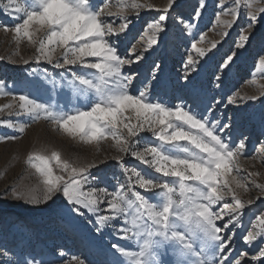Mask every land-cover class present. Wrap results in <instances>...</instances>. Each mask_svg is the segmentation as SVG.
<instances>
[{"label": "rangeland", "instance_id": "rangeland-1", "mask_svg": "<svg viewBox=\"0 0 264 264\" xmlns=\"http://www.w3.org/2000/svg\"><path fill=\"white\" fill-rule=\"evenodd\" d=\"M131 2L91 0V7L113 27L118 28L125 22L117 15L121 7L131 21L126 34H121L116 41L122 58L134 61L122 69L123 75H132L135 79L136 88L129 94L138 95L147 86L151 102H163L171 108L182 104L185 109L202 113L210 120H220L229 124L227 131L230 135L226 139L231 140L233 147L242 140L245 142V150L236 157L231 173L246 186L247 190L231 185L244 208L240 210V222L235 231L230 227L227 234L234 237L232 260L246 253V264H264V256L260 255L264 236L251 244L244 241L249 231H261L256 217L264 215V191L257 187L264 185V69L258 67L260 58L264 57V13L258 9L264 7V3L261 0H239L240 18L231 29H226L217 17L233 7L235 0H223L222 4L221 0H206L199 17L195 13L200 0H174L173 7L166 14L164 31L158 37L157 45L144 51L146 23L164 14L162 9L168 0H137L144 6L140 9H132ZM249 3L252 7L248 6ZM7 4L8 0H0V264H79L80 260L84 264H135L133 256H124L112 249L113 244H120L126 251H138L134 240L117 239L114 229L119 220L115 224L110 221L103 227L97 225L95 217L87 210L82 209L83 214L72 211L75 206L63 197L62 191L47 202H29L31 198L42 201L45 192V177L36 167L42 161L37 157H44L53 174L63 176L65 180L70 179L71 167L96 165L90 172L98 180L91 183V188H95L98 194L101 188L115 192L123 183L125 191L131 187L133 191H141L150 202L161 204L162 200L156 201L159 190L144 192L139 189L131 171L135 169L144 178L161 183H172L174 178L156 173L153 167L132 157L130 152L120 153L111 136L86 142L65 132L55 121L46 118L45 113L41 112L37 118L19 107V96L27 95L56 113L69 115L78 110H90L95 98L85 103L84 98L73 93L69 81L72 80V72L82 74L94 70L83 66H68L70 71L56 69L55 62L63 63V49L55 46H50L53 64L37 61L39 42L46 40L44 29L34 24L30 29L31 40L17 36L13 29L17 23H22L25 16L13 9L17 6L24 8L25 0H14L10 8L6 7ZM250 11L258 17L252 35L245 48L238 49L239 56L231 69L224 72L220 65L226 55L231 54L230 49L236 48L241 29H246L251 19L247 15ZM8 12L12 14H6ZM220 19L230 20L231 16L221 15ZM225 31L228 35L222 36ZM213 42H219L216 49L211 47ZM194 43L209 50L207 59L195 53L192 49ZM133 48L136 54L144 52L142 61L135 60ZM189 55L197 64L186 75ZM229 97L236 102L229 103ZM124 116L126 122H137L135 113L130 110ZM122 132L127 135L126 129ZM179 143L190 146L187 142ZM161 144L152 132L145 130L139 134L137 146L131 150L144 151ZM53 153L59 156V163ZM169 154L183 155L178 149ZM118 155L123 157V164L116 161ZM145 159L151 160V154H147ZM98 161L105 163L98 164ZM64 162L70 165L68 169L63 167ZM188 183L195 185L196 182ZM173 186L176 188L173 199L178 203L179 181L176 180ZM83 188L85 192L90 190L89 185ZM224 203L235 207L232 196H228L213 206L214 211L220 212ZM100 214L113 215L106 211V204L100 205ZM221 215L227 223L230 214L222 212ZM217 225L222 227L220 221ZM196 246L202 254L189 259V264H192V259L220 264V249L215 242L201 237ZM158 258L163 264H174V249L161 246Z\"/></svg>", "mask_w": 264, "mask_h": 264}, {"label": "snow or ice", "instance_id": "snow-or-ice-1", "mask_svg": "<svg viewBox=\"0 0 264 264\" xmlns=\"http://www.w3.org/2000/svg\"><path fill=\"white\" fill-rule=\"evenodd\" d=\"M13 3L14 0H8L6 7L10 8ZM261 3H264V0H261ZM173 4L174 0H168V4L162 9L164 14L157 20L146 23L144 35L147 43L144 51L157 45V39L164 31L166 14ZM205 4L206 0H200L195 13L197 17L200 16V10ZM25 5L24 8L17 6L13 9L14 12L24 13L25 16L22 23L15 25L13 31L17 36L31 40V27L34 24L39 25L44 29L46 40L41 39L39 42L37 52L40 55L35 57L37 61L44 60L53 64L50 46H55L63 49V63L55 62L56 69L70 71L68 66H83L94 70L82 74L72 72L69 84L73 93L84 98L85 103L93 98L95 102L92 103L90 110H78L75 114L65 115L63 112L50 111L45 104L37 103L27 95H20L19 107L37 118L41 112L45 113L46 118L55 121L65 132L79 136L86 142L111 136L116 141L120 153L130 152L132 157L153 167L156 173L174 178L172 183L168 181L161 183L144 178L141 172L132 169L131 177H135L139 189L144 192L159 190L156 201L162 200L161 204L150 202L141 191H133L131 187L125 191L126 185L123 183L115 192L101 188L98 194L95 188H91V183L98 180L92 177L90 172L96 165L71 167L70 179L65 180L63 176L53 174L44 157H37L42 161L36 167L45 177V192L42 201L31 198L29 202L32 204L47 202L62 191L63 197L75 206L72 211L83 214L82 209L87 210L95 217L97 225L103 227L110 221L115 224L119 220V225L114 229L117 239L134 240L138 251H126L120 244H113L112 249L118 254L133 256L135 264H163L158 258L161 246L174 249V264H189V259L202 254L196 246L201 237L215 242L219 247L220 264H246V253L232 260L234 249L231 244L234 237L227 234L230 227L233 232L235 231L240 222V210L244 208L231 185L247 190L246 186L231 173L236 157L245 150V142L242 140L233 147L231 140L226 139L230 135L227 131L229 124L220 120H210L202 113L193 112L190 108L185 109L182 104L171 108L163 102H151L147 86H144L138 95L129 94L136 88L135 79L132 75H123L122 69L125 65H132L134 61L122 58L116 43L121 34H126L131 22L124 15L123 7L119 9L117 15L125 22L116 28L111 23H106L101 18V13L91 7V0H25ZM248 6L252 7V4L249 3ZM130 7L140 9L144 6L137 0H132ZM258 11L264 13V7H260ZM221 15H230L231 19L221 20ZM247 15L251 18L247 28L241 29L236 48L230 49L231 54H227L220 65L224 72L231 69L235 58L239 56L238 49H244L252 35L258 17L251 11ZM239 18V0H235L233 7L219 13L217 17L226 29H231ZM227 35V31L222 33V36ZM218 43L213 42L212 49H216ZM192 49L199 57L207 59L206 53L209 50L197 47L195 43ZM132 52L136 54V49L133 48ZM143 56L144 52H140L135 55V60L142 61ZM196 64L197 61L189 55L185 74L193 71ZM258 67L264 69V57L260 58ZM89 75L92 78H86ZM228 102L236 101L229 97ZM129 110L136 115L135 124L126 122L124 113ZM123 129L127 130L126 136L122 132ZM145 130L152 132L162 142L161 146H151L144 151L131 150L137 146L139 134ZM182 141L190 146H182L179 143ZM173 149H178L183 155L169 154ZM147 154H151V160L145 159ZM52 155L59 163V156L56 153ZM115 159L120 164L124 163L122 156L118 155ZM102 163L105 161H98V164ZM63 167L68 169L70 165L64 162ZM124 171L127 172L128 169L125 168ZM176 180L179 181L178 203L173 199L176 193L173 185ZM188 182L196 183L194 185ZM84 185H89L88 192L84 191ZM257 187L264 191V185ZM228 196H232L235 207L224 203L220 212L214 211L213 206L225 201ZM248 203L251 204L252 201L249 200ZM102 204H106V211L113 215L100 214ZM222 212L230 214L227 223L223 220ZM217 221L221 222L222 227L217 225ZM256 221L261 231H249L244 237L248 244L264 236V215L257 216ZM260 255L264 256V248L261 249ZM79 264H84V261L80 260ZM192 264H207V261L192 259Z\"/></svg>", "mask_w": 264, "mask_h": 264}]
</instances>
